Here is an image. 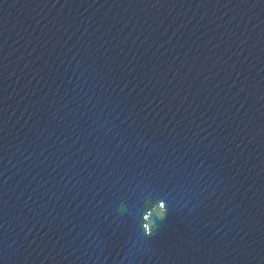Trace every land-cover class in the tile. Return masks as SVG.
Here are the masks:
<instances>
[{"label": "water", "instance_id": "obj_1", "mask_svg": "<svg viewBox=\"0 0 264 264\" xmlns=\"http://www.w3.org/2000/svg\"><path fill=\"white\" fill-rule=\"evenodd\" d=\"M0 36L119 264H264V0H0Z\"/></svg>", "mask_w": 264, "mask_h": 264}]
</instances>
